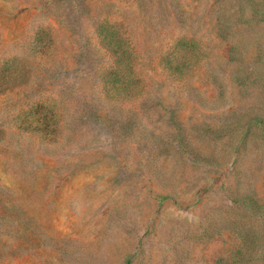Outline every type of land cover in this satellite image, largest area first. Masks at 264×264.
Wrapping results in <instances>:
<instances>
[{"label": "rangeland", "instance_id": "rangeland-1", "mask_svg": "<svg viewBox=\"0 0 264 264\" xmlns=\"http://www.w3.org/2000/svg\"><path fill=\"white\" fill-rule=\"evenodd\" d=\"M39 36L53 77L0 95V264H264V0H0V59ZM47 95L51 138L19 127Z\"/></svg>", "mask_w": 264, "mask_h": 264}, {"label": "trees", "instance_id": "trees-1", "mask_svg": "<svg viewBox=\"0 0 264 264\" xmlns=\"http://www.w3.org/2000/svg\"><path fill=\"white\" fill-rule=\"evenodd\" d=\"M97 33L100 35L102 46L107 48L110 60L107 66H102L103 91L109 99L133 98L139 94L135 65L137 64L136 49H129L127 41L123 40L115 30L107 28L104 24L97 25ZM38 52H32L33 56H8L0 59V95L19 87H27L39 81L46 83L52 78L48 68H44L42 61L46 60L50 52L46 48L51 45V39L39 36L33 41ZM52 83V82H51ZM46 85V84H45ZM58 100L53 96H43L34 101L28 111L30 117L20 122L21 128L26 131L39 133L51 138L58 132V120L61 108ZM4 130L0 128V141L3 140ZM255 204V202H254ZM255 204L253 210H257Z\"/></svg>", "mask_w": 264, "mask_h": 264}]
</instances>
